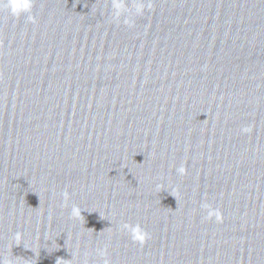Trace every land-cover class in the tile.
Returning <instances> with one entry per match:
<instances>
[{
	"label": "water",
	"instance_id": "1",
	"mask_svg": "<svg viewBox=\"0 0 264 264\" xmlns=\"http://www.w3.org/2000/svg\"><path fill=\"white\" fill-rule=\"evenodd\" d=\"M120 2L0 6V259L264 264V0Z\"/></svg>",
	"mask_w": 264,
	"mask_h": 264
},
{
	"label": "clouds",
	"instance_id": "2",
	"mask_svg": "<svg viewBox=\"0 0 264 264\" xmlns=\"http://www.w3.org/2000/svg\"><path fill=\"white\" fill-rule=\"evenodd\" d=\"M149 2V7H150V0ZM0 6H6L9 10L10 15L19 18L23 14H28L27 15V20L29 22H35V18L30 14L31 13V8H32V0H27V8L23 7L22 0L18 2V0H0ZM113 7L117 8H123L126 7L120 0H114ZM137 11L139 14H143L145 11V2L144 0H139V2L135 5ZM243 132H249L250 130L248 128L242 129ZM177 171L180 174H184L186 169L181 166L177 169ZM65 197L67 198V193H65ZM203 210L206 212V219L211 220L213 217L217 222L222 221V213L219 211V209L213 208L211 204L204 203L202 205ZM71 215L73 217L78 218L81 215V211L78 206H73ZM121 228L125 231H128L134 240H139L141 243L145 241V239L148 237V234L144 232L139 225H130L128 223H124L121 225ZM15 240L20 241L21 240V235L20 233H16L15 235ZM19 244V243H18ZM101 256L105 255L104 251H99L98 253ZM0 264H15L14 260L8 259L5 261L4 259H0ZM107 264V262H105Z\"/></svg>",
	"mask_w": 264,
	"mask_h": 264
}]
</instances>
